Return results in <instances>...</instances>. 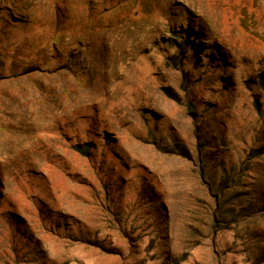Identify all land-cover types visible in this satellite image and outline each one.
<instances>
[{
  "label": "rangeland",
  "instance_id": "374dc122",
  "mask_svg": "<svg viewBox=\"0 0 264 264\" xmlns=\"http://www.w3.org/2000/svg\"><path fill=\"white\" fill-rule=\"evenodd\" d=\"M261 77L264 0H0V264H264Z\"/></svg>",
  "mask_w": 264,
  "mask_h": 264
},
{
  "label": "trees",
  "instance_id": "16d2710c",
  "mask_svg": "<svg viewBox=\"0 0 264 264\" xmlns=\"http://www.w3.org/2000/svg\"><path fill=\"white\" fill-rule=\"evenodd\" d=\"M260 84H261V86H262V88H264V77H261V80H260ZM88 145H84L83 146V149H82V152H86V147H87Z\"/></svg>",
  "mask_w": 264,
  "mask_h": 264
}]
</instances>
